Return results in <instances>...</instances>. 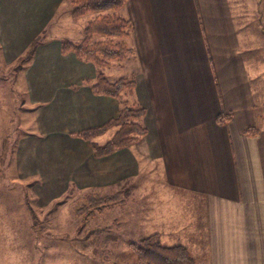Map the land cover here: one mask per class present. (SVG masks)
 Instances as JSON below:
<instances>
[{
	"label": "crops",
	"instance_id": "obj_1",
	"mask_svg": "<svg viewBox=\"0 0 264 264\" xmlns=\"http://www.w3.org/2000/svg\"><path fill=\"white\" fill-rule=\"evenodd\" d=\"M67 1L0 0L5 60L18 59L45 32L24 67L27 94L36 105L33 147L46 139L53 147L47 152L59 145L73 151L60 173L55 154L45 161L36 148L30 170L50 181L63 174L67 184L111 183L123 205L140 191L145 178L140 174L148 168L175 197L176 221L170 211L159 214L153 207L145 215H168L160 223L176 222L178 236L189 232L197 240L185 236L186 247L196 248L204 234V248L195 252L208 258L205 264H264V112L251 85L247 22L239 7L231 0H128L123 9L133 25L126 38L132 69L123 76H134L136 87L120 100L93 93V63L62 53V40L82 38L56 32L54 19ZM115 68L122 65L105 74ZM123 101L145 108L147 134L110 155L94 156L92 143L114 129L88 140L74 133L116 117ZM224 113L230 120L218 123ZM248 127L257 133L246 134ZM187 193L204 205L202 231L186 210Z\"/></svg>",
	"mask_w": 264,
	"mask_h": 264
},
{
	"label": "rangeland",
	"instance_id": "obj_2",
	"mask_svg": "<svg viewBox=\"0 0 264 264\" xmlns=\"http://www.w3.org/2000/svg\"><path fill=\"white\" fill-rule=\"evenodd\" d=\"M231 1L239 7L244 15L243 21L247 22L246 46L250 67L254 69L251 85L256 99L262 101L259 109L264 112V0ZM72 11V0H68L54 19L55 23L58 22L57 34L83 36L84 27L95 16L88 13L70 22L65 21ZM120 13L126 17L124 9ZM27 53L28 50L15 61H8L3 57L0 46V264H137L138 259L131 252L129 243L150 234L158 233L161 243L166 246L186 247L182 243L185 236L188 241L195 243L197 240L193 235L188 238L189 232L184 237L178 236L176 222L169 225L160 223L159 219H168L167 214L155 217L144 214L151 207L159 214L167 210L173 214L170 218L176 221L175 197L171 198V193L156 179L159 176L147 171L148 168L142 169L140 176H145L144 183L139 185L140 191L133 194L132 198L126 197L123 205L111 204L105 211L89 219L76 213L84 197L88 194H112L118 187L111 183L67 184L63 174H56L55 181H50L49 177L44 179V175L30 170L36 148L41 147L39 155L45 156V161L49 154H55L59 163L53 165L61 169L60 173L64 171L65 159L73 151L59 145L49 153L48 149L53 147L45 143L46 139L39 141L41 146L33 147L31 135L35 131L36 105L31 104L27 94L26 62L20 61ZM128 58L121 63L122 68H115L117 70L114 72L107 71L106 76L112 80V77L130 74L132 66ZM111 137L112 134H105L98 141L105 143ZM126 188L129 189L128 185ZM185 204L191 218L197 226L201 225L199 229L202 231L204 205L193 193L186 194ZM29 207L38 217L35 223ZM199 238L204 239L205 235L200 234ZM203 239L198 240L196 248L187 247L199 264H205L204 261L208 259L203 255L198 257L195 252L204 248L206 241Z\"/></svg>",
	"mask_w": 264,
	"mask_h": 264
},
{
	"label": "trees",
	"instance_id": "obj_3",
	"mask_svg": "<svg viewBox=\"0 0 264 264\" xmlns=\"http://www.w3.org/2000/svg\"><path fill=\"white\" fill-rule=\"evenodd\" d=\"M127 2L128 0H72V15L75 19L88 13L95 16L84 27L82 38L64 39L61 43L63 54L73 52L80 60L96 66V80L91 84L94 94H106L120 100H123L124 93L134 91L136 79L134 76H123L110 80L105 74V69L113 64H121L133 52V49L124 41L131 32L132 21L120 13ZM44 35L45 32H42L32 41L28 53L21 57V62L30 60ZM145 114V108L141 105H129L123 101L116 117L101 126L83 129L74 134L88 140L114 129L112 137L105 143H92L94 156L110 155L116 150L140 141L147 134L143 121ZM230 118V113H224L218 115L216 120L218 123L225 124ZM257 131L255 127H248L244 132L255 135ZM120 202L119 193L88 194L84 197L83 204L76 208V213L84 219H89L98 212L105 211L111 204ZM29 211L35 223L38 217L31 207ZM129 246L138 259L137 264H197L187 247L163 245L157 233L145 236L138 241H131Z\"/></svg>",
	"mask_w": 264,
	"mask_h": 264
}]
</instances>
